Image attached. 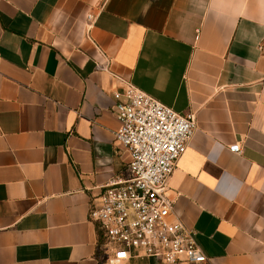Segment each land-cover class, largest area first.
Masks as SVG:
<instances>
[{
    "label": "crops",
    "instance_id": "0c3cea01",
    "mask_svg": "<svg viewBox=\"0 0 264 264\" xmlns=\"http://www.w3.org/2000/svg\"><path fill=\"white\" fill-rule=\"evenodd\" d=\"M123 80L195 116L167 193L197 264H264V0H0V264H105Z\"/></svg>",
    "mask_w": 264,
    "mask_h": 264
},
{
    "label": "built area",
    "instance_id": "2783aa9c",
    "mask_svg": "<svg viewBox=\"0 0 264 264\" xmlns=\"http://www.w3.org/2000/svg\"><path fill=\"white\" fill-rule=\"evenodd\" d=\"M96 16L87 13L89 29ZM100 70L105 64L96 63ZM112 111L119 125L116 141L128 153L124 173L102 185L99 203H91L89 217L96 223L105 264L140 258L157 263L197 264L206 256L173 212L168 179L196 128L193 113L181 114L128 80L113 92ZM229 150L241 152L238 142Z\"/></svg>",
    "mask_w": 264,
    "mask_h": 264
},
{
    "label": "trees",
    "instance_id": "16d2710c",
    "mask_svg": "<svg viewBox=\"0 0 264 264\" xmlns=\"http://www.w3.org/2000/svg\"><path fill=\"white\" fill-rule=\"evenodd\" d=\"M98 235H99V231H98ZM99 238H100V235H99ZM102 258H103V255H102ZM103 260H104V258H103Z\"/></svg>",
    "mask_w": 264,
    "mask_h": 264
}]
</instances>
